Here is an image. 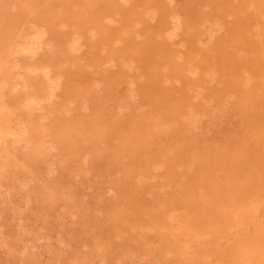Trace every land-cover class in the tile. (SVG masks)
Wrapping results in <instances>:
<instances>
[{"label":"rangeland","instance_id":"obj_1","mask_svg":"<svg viewBox=\"0 0 264 264\" xmlns=\"http://www.w3.org/2000/svg\"><path fill=\"white\" fill-rule=\"evenodd\" d=\"M14 1L0 10H27ZM112 1L125 24L107 19L111 44H94L97 22L84 33L70 22L88 0H68L67 19L60 2L43 1L54 5L58 42L42 17L0 25V264H264V140L243 123L264 120V0ZM243 33L252 45H239ZM128 37L139 41L130 54L163 44L159 70L182 71L158 80L156 63L109 53ZM218 47L247 67L218 71ZM104 82L117 94L96 100ZM129 114L142 121L127 134L152 152L145 163L119 144L116 123ZM91 124L103 132L94 144L82 130ZM194 147L230 151L223 167L195 168Z\"/></svg>","mask_w":264,"mask_h":264},{"label":"bare ground","instance_id":"obj_2","mask_svg":"<svg viewBox=\"0 0 264 264\" xmlns=\"http://www.w3.org/2000/svg\"><path fill=\"white\" fill-rule=\"evenodd\" d=\"M7 1L10 4H13L16 6L14 0H7ZM43 1L44 0H24L22 3L26 6L27 10H25L22 6H19L18 3H17V9L16 10H0V16H1L0 17V25L3 22H6V24L9 25L12 20L20 19L23 17H29L31 19L33 18L35 22H39V21H41L40 18L42 17L43 18L42 22H45L46 25L49 27L50 37L57 41L58 35L55 33L56 21L51 14V11L53 10V7H54V5H52V4L55 2H60V5L63 6V10H62V14H61L62 19H67L66 16L70 13L72 7L69 4L68 0H50L52 2V4L46 3ZM142 1L145 2L147 0H145V1L142 0ZM204 1H206V0H202L201 3H203ZM209 3L214 4L215 0L210 1ZM1 4H2V0H0V6H1ZM86 8H87L86 12H83L76 19H71L70 22L74 25V27L77 30L82 31L83 33L89 27L88 24L91 20L97 22L96 27L100 32V36L94 41V44H96V43L98 44L101 41L108 42L109 44H111L114 41L113 29H115V28L111 27V26H107V24H105V23L107 22V19H110V18L117 20L118 25L120 23H122L125 20V17H124L125 9L119 5H115L112 0H88V3L86 4ZM113 11L115 12V14L113 13ZM27 13H31V14L26 16ZM201 15L202 14H197V20L200 18ZM124 24H125V21L122 23L121 26H123ZM193 25L195 26V24H191L186 29L192 30L194 28V27L191 28ZM0 28H1V26H0ZM232 35H234L233 32H232ZM243 36H244L243 40L238 41L239 45L241 47L245 46L247 44L252 45V43H251L252 33H251V37H250V40L248 43H247V41H248L247 34L243 33ZM185 39H186V41H188L190 38L188 36H186ZM150 44H151V41H148L145 43V49H147L146 52H143L142 54H140V50H139L138 53L135 52L133 54H130V52L127 48L132 46V47H136L137 49H139V41L136 39H133V37H128V38H125V43L123 42V45L120 44L118 46H111L112 48L109 50V53L111 55H114L115 53H124L125 55L131 56L134 59L141 57L145 60V62L148 59V61L150 63H156L157 64L156 75H157L158 80L161 79L162 77L171 78L173 74H177L178 72L182 71L181 67L179 65H177L176 63H170L164 71H160L158 68V65H159V63L162 64L165 61L164 52L161 50V48L164 45L163 44L155 45L153 43L151 46V49L148 50ZM257 48H259L258 50L264 49V47H257ZM217 50H220V47H218ZM166 52H167L168 57L172 56V54H173V52L170 49H166ZM230 54L231 55L228 56L227 52H225L222 49V53H221V50H220V56L221 57L219 56L220 58L216 61V64H217L216 67H217V69H219L218 71L227 70V71L231 72L232 69L234 68V67L229 68L231 65H235L237 62H239L238 63L239 66H242V64L246 62V61H243V59L239 60V59L235 58L233 53H230ZM94 57L98 58L99 57L98 53L95 52ZM55 59L58 61L63 60V58L61 56L56 57ZM242 67L246 68L247 66H242ZM109 73H111V72H109ZM105 74L107 75V73H105ZM77 76L80 79V78H82L83 74L79 73ZM104 78H105V75H104ZM109 85L110 84H105V82H104L102 92H101V94H99L98 96L95 97L96 100L112 99L116 96L117 92L115 93L114 91H112L110 89ZM113 86L118 87L119 82H115ZM40 88L41 87L39 85L35 84L36 90H38ZM176 88H177V86L168 87L166 90L167 93H166L165 98L170 97L172 94L171 89H176ZM142 89H147L146 84L142 87ZM143 94H144V98L148 99L146 97L149 96V92L145 91V92H143ZM252 94H253L252 90H250V89L247 90V95H252ZM253 95L255 98L261 97V96L255 95V94H253ZM262 96L264 97V94H262ZM180 100L183 101L182 98ZM160 103L162 104L163 109H165V112L170 115L168 117H172L175 114H177V112L181 108L180 107V108L176 109L175 106L172 105L171 103H166L164 98L160 99ZM158 117L162 118V119L166 118L165 114H163V113H158ZM91 118L96 120L97 115L93 114V117H91ZM141 123H142V121L136 119L134 114H129L121 122L117 121L116 126L118 127L119 131L122 132V133L120 132V134L118 135L119 136V144H124L127 146V148H138L141 155L143 157H145V156L151 154L152 152L150 150H148L147 148L143 147V145L137 146L136 143L133 141L132 137L128 136V134H127L128 131H133L132 128L139 126ZM243 123L250 126L254 130V132H256L257 136L260 139L264 140V120H259L256 122H249V120L243 118ZM78 124H80V122H78ZM116 126H115V128H116ZM82 130L85 133L86 140L91 144H94L96 136H99V135L103 136L102 135L103 132L101 130L99 133L95 134L96 127L92 124L89 127L82 128ZM175 131H176V129H172L170 131V135H171L172 139L179 138L178 134ZM190 139H188L187 136L185 137V145L186 146H193L194 145L193 140H190ZM135 141L141 142L139 140H135ZM239 144H240V142H236L234 144V146L237 147ZM163 147L164 146H162L160 149H162ZM184 149H185V147H181L176 152L173 153V158L169 160V165L165 164V165H167L166 166L167 169H170V164L172 161L181 160V158L184 154ZM194 150H195V154H194V157L192 158L193 160L190 159V161H192V164L195 166V168H198V167L199 168H208V165L223 167L222 164L224 163V161L222 160L223 159L222 154L226 153V151H230L229 147L216 148V149H214V148L199 149L197 147L196 148L194 147ZM234 156H232V157L234 158ZM259 156H261L260 157L261 164H262L261 166L264 168V152H260ZM148 158L149 157H145L144 159L142 157L138 158L141 160L139 163L141 164L142 161L145 163V161ZM241 160H242V158L238 157L233 162H231V164L233 163L234 165H237L239 163V161H241ZM126 175L129 178L132 177V175H130V174H126ZM166 176L170 177V174H166ZM183 192H184L183 190H180V193H183ZM179 201L181 202L180 199H179ZM182 201H184V200H182Z\"/></svg>","mask_w":264,"mask_h":264}]
</instances>
